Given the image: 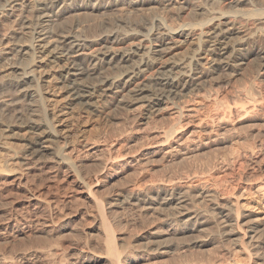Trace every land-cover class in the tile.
Wrapping results in <instances>:
<instances>
[{
	"label": "bare ground",
	"instance_id": "1",
	"mask_svg": "<svg viewBox=\"0 0 264 264\" xmlns=\"http://www.w3.org/2000/svg\"><path fill=\"white\" fill-rule=\"evenodd\" d=\"M151 1L165 7L186 6L181 0ZM201 1L209 5L205 10L210 11L226 0ZM147 3V0H0V24L11 22L17 27L11 35L4 36L11 45L5 48L4 38L0 39V74L3 73L0 112L4 118L0 120L3 140L0 151L7 150L0 153V215H7L0 220V264H132L146 256L147 259L172 256L173 251L180 261L171 264H264V246L260 241L264 234V183L257 188L260 210L245 209L250 220L244 232L235 213L240 202L232 198L220 201L215 191L176 187L141 195L143 190L137 191L140 182L133 181L123 192H117L116 196L125 192L122 198L111 192L116 184L111 173L116 172L114 176L118 177L126 173L140 177L143 165L162 150V140L150 148L146 143H138L136 132L142 128L139 126L162 114L163 103L198 88L215 71L213 65L203 67L199 52L212 55L216 62L227 58L221 67L233 73L242 69L250 54L258 56L264 65V46L252 50L253 53H237L243 50L247 34L231 47L230 37L237 31L226 21L215 25L209 34H199L200 44L192 56L175 59L173 52L189 41L191 29L204 22L182 25L178 31L158 18L147 27V21L111 23L97 17L99 11L109 8H120L131 15L143 10ZM239 10H223L220 16L236 17L242 12ZM67 13L88 17L92 22L68 26L61 21ZM45 65L56 69L51 75L66 93L64 106L52 99L56 94L47 89V74L38 70ZM108 69L115 71L106 72ZM260 73L264 74V68ZM77 105L90 113H109L113 109L116 114L127 113L125 120L130 118L132 126L121 129L115 143L119 152L115 156L101 157L107 143L98 137L84 141L82 147L70 146L67 140L70 124H66L65 115ZM259 109L264 106L259 104ZM182 114L179 110L178 115ZM261 119L264 123V116ZM224 124V130H230ZM176 133L177 128L172 127L161 134L169 140ZM13 137L20 140L15 150L6 141ZM176 143L165 153H172L182 145ZM94 166L99 168L92 177L90 169ZM43 168H48L50 179H56L62 169L68 171L72 187L79 192L75 190L78 193L66 197L42 192L34 175L36 169ZM194 197L211 202L218 215L223 237L215 249L210 248L216 244L214 238L199 232L204 223L201 212L187 206ZM125 199L142 210L155 209L156 205L171 206L176 210L174 214L179 215L182 228L168 222L148 224L132 235L136 240H145V246L119 250L113 227L120 225L118 209ZM83 220L89 225H82ZM92 243L96 246L90 247Z\"/></svg>",
	"mask_w": 264,
	"mask_h": 264
},
{
	"label": "rangeland",
	"instance_id": "2",
	"mask_svg": "<svg viewBox=\"0 0 264 264\" xmlns=\"http://www.w3.org/2000/svg\"><path fill=\"white\" fill-rule=\"evenodd\" d=\"M181 1H183V5H186L181 9L176 5L165 7L147 0L148 3L143 10L136 11L131 15L124 13L120 8H109L105 11H99L97 17L100 21H110L111 23L119 20L126 22L147 21V24H149L147 27H151L155 18H158L166 26L176 28L178 31L182 29V25L187 27L190 24L204 22V25H195L194 29H191L189 41L181 44L173 52L175 59L192 56L195 48L200 44L199 34H209L207 33L209 30L224 21L229 27H236L237 32L230 37L231 47H235L237 42L244 38L245 34L249 37L241 46L244 51H237V53L244 54L252 52V50L254 52L264 46V14H259L264 11V0H241L238 3L235 0H226L220 5L217 4L216 6L215 4V9L210 11L205 10L209 5L202 3L201 0ZM94 3L95 1L92 2V5ZM233 9H240L239 11H242L239 12L240 16H220L221 11H232ZM213 17L215 18L208 21ZM61 19L62 23H66L68 26L75 25L78 22L81 25L92 22L88 20V17H73L69 13ZM16 29L17 27L11 22L1 23L0 39L11 35ZM91 34L93 33H87L88 36H91ZM4 40L2 46L6 48L11 45V43H8V39L4 38ZM199 53V56H202L201 63L204 68L213 65L218 70L215 69L210 77L206 78L203 83L201 82L200 88L186 90L182 96L179 95V97L169 99L163 103V106L161 105L163 109L160 112L162 114L153 118L156 121L151 119L150 122L147 121V125L139 126L143 128V131L141 128L136 132L138 143H146L147 148H150L154 146V143L162 140L160 143L163 144L160 147L163 151L155 152L152 159L143 165L144 171L142 174L144 175L141 174L140 177H132L128 173L118 177L114 176L116 172L111 173L110 175L115 178L113 182L116 183L111 192L113 196H116L117 192H123L133 181L140 182L137 191L142 189L141 195L154 194L155 191L156 193L159 191L166 192L176 187L189 188L192 191L200 189L215 191L220 201L232 198L234 201L240 202V208L235 213L238 221L243 224L241 231L244 232V228L250 220L245 209L249 208L255 212L260 210L261 198H259L257 188L264 183V123L261 119L264 116V109H259V104L264 106V74L260 73V70L264 68L263 61L255 54H250L242 69L233 73L232 70H225L221 67L227 58L224 59V62H216L212 60V55ZM230 59L234 58L231 57ZM38 70L47 74L46 79L48 80L45 83L47 89L50 90V94L53 92L56 94L53 93L55 96H52V99L55 98L60 106H64L67 100L65 98L66 93L59 87L57 78L55 79L51 75V73H56V69H50L49 66L45 65L38 68ZM107 71L112 73L115 70L112 69L111 72L108 69ZM2 75L3 73L0 74V79ZM52 102L54 101L52 100ZM78 106L69 109L68 114L65 115L67 117L66 124H70V132L68 131L69 136L67 138L70 146L82 147V144L86 141L98 137L97 139L101 138V140L106 139L107 141H104L107 144L104 148L105 151L100 153L101 157L110 159L111 156H115L119 152L116 150L115 143L119 139L121 129H127L130 124L132 126L130 118L125 120L128 116L127 113L125 112V115L116 114L114 109L109 110V113L107 111L102 112L103 114L90 113ZM179 110L183 113L181 116L178 115ZM1 119L4 121L0 112ZM224 122L228 124L230 130H224ZM146 126L147 130L144 129ZM172 127L177 128V133L167 140L164 134L161 133ZM6 141H8L7 146L13 150L20 144V140L15 137ZM177 141L181 142L182 145L176 147L172 153H165L171 145L177 146ZM0 142H3V140L0 139ZM5 151L7 150L3 149L0 153H5ZM72 155L75 154L72 153ZM98 168V166L91 167L90 175L92 173V177L96 175L95 171ZM47 169L35 170V183L42 192H52L60 197L79 192L76 187H72L73 183L70 182L68 171L62 169L59 172L60 175L58 174L59 178L50 179L48 178L49 172ZM45 176L48 178L47 180ZM44 178L45 180H42ZM124 193L116 197L120 199ZM129 201L125 199L122 203L119 200V203H122L119 204L120 210L118 209L120 211V225L113 227L115 243L119 250L130 246H145V240H136L132 235L140 233L142 228L148 224L162 225L161 223L168 222L175 227L182 228L181 222L178 221L180 217L174 214L176 210L171 206L158 208L159 205H156L157 208L155 209L142 210ZM187 206L192 210L201 212V221H204V223L199 232L209 234L216 242L210 248L220 244L223 237L222 228L211 202L194 197ZM109 215L111 216V214ZM6 216V214L0 215V220L5 219ZM85 219L90 220L89 216H86ZM86 220H83L82 225H89V223L86 224L88 222ZM260 241L264 246V234L261 236ZM65 242L70 244L68 239ZM95 246V243L90 245V247ZM171 255L161 258L152 256L151 259H147L146 256L132 264H171V262L178 263L180 261L177 256H174L176 255L175 251ZM183 258L186 260L185 257Z\"/></svg>",
	"mask_w": 264,
	"mask_h": 264
}]
</instances>
